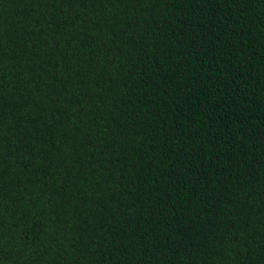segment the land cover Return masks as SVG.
Masks as SVG:
<instances>
[{
  "label": "trees",
  "instance_id": "16d2710c",
  "mask_svg": "<svg viewBox=\"0 0 264 264\" xmlns=\"http://www.w3.org/2000/svg\"><path fill=\"white\" fill-rule=\"evenodd\" d=\"M0 264H264V0H0Z\"/></svg>",
  "mask_w": 264,
  "mask_h": 264
}]
</instances>
